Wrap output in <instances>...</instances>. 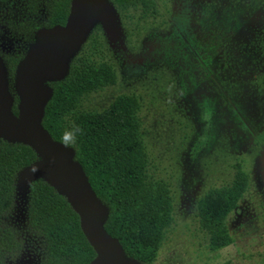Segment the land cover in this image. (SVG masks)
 Here are the masks:
<instances>
[{
  "label": "rangeland",
  "instance_id": "rangeland-1",
  "mask_svg": "<svg viewBox=\"0 0 264 264\" xmlns=\"http://www.w3.org/2000/svg\"><path fill=\"white\" fill-rule=\"evenodd\" d=\"M27 2L0 0V60L13 99L19 64L12 71L8 62L36 45L47 17L44 4L32 13ZM157 5L159 15L146 17L137 34L117 9L115 31L100 23L118 79L85 106L102 110L122 94L140 100L152 171L175 195V222L153 264H264V0ZM34 24L41 27L31 32ZM237 167L249 183L227 219L233 243L213 252L199 229L197 202L211 187L229 183ZM20 178L21 172L1 227L21 247L3 260L43 264L45 246L27 211L30 184Z\"/></svg>",
  "mask_w": 264,
  "mask_h": 264
},
{
  "label": "trees",
  "instance_id": "trees-1",
  "mask_svg": "<svg viewBox=\"0 0 264 264\" xmlns=\"http://www.w3.org/2000/svg\"><path fill=\"white\" fill-rule=\"evenodd\" d=\"M27 1L32 13L40 4L47 8L45 28L66 25L72 0ZM109 1L131 34H137L146 17L159 15L157 0ZM40 27L34 24L30 31ZM24 57L20 52L9 61L10 69L14 71ZM117 79L103 29L97 25L72 60L66 78L49 83L53 95L42 124L55 141L75 150V160L108 208V234L120 241L129 258L153 264L175 222V195L171 184L152 171L140 100L122 94L102 110L85 106L91 95L114 87ZM14 101L13 113L18 116L19 97ZM39 159L32 147L0 138V264H6V253L21 247L15 234L1 227L14 206L17 176ZM248 183V174L237 167L229 183L211 187L199 198L196 215L210 251L233 243L227 219L238 208ZM27 211L32 230L45 246L43 264H90L95 259L97 253L81 228L79 214L43 179L31 184Z\"/></svg>",
  "mask_w": 264,
  "mask_h": 264
},
{
  "label": "water",
  "instance_id": "water-1",
  "mask_svg": "<svg viewBox=\"0 0 264 264\" xmlns=\"http://www.w3.org/2000/svg\"><path fill=\"white\" fill-rule=\"evenodd\" d=\"M103 23L110 32L117 27L116 8L109 0H72L65 26L42 28L37 42L20 61L17 71L19 114L13 113L0 60V138L32 147L39 160L21 171V184L43 179L65 197L79 214L81 228L97 256L90 264H142L129 258L121 244L105 229L107 206L96 196L75 150L55 141L43 127L46 106L53 95L50 82L66 78L72 60L88 36ZM29 194V192H28Z\"/></svg>",
  "mask_w": 264,
  "mask_h": 264
},
{
  "label": "flooded vegetation",
  "instance_id": "flooded-vegetation-1",
  "mask_svg": "<svg viewBox=\"0 0 264 264\" xmlns=\"http://www.w3.org/2000/svg\"><path fill=\"white\" fill-rule=\"evenodd\" d=\"M262 80H263V83H264V75H263V79Z\"/></svg>",
  "mask_w": 264,
  "mask_h": 264
}]
</instances>
